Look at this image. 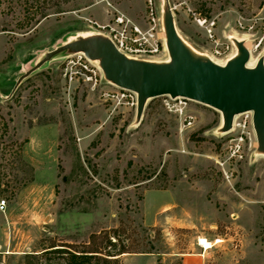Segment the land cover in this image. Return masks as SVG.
<instances>
[{"label":"rangeland","instance_id":"obj_1","mask_svg":"<svg viewBox=\"0 0 264 264\" xmlns=\"http://www.w3.org/2000/svg\"><path fill=\"white\" fill-rule=\"evenodd\" d=\"M151 1L161 17L167 1L195 54L223 63L231 48L212 53L234 37L264 56V0ZM147 5L0 0V264L44 263L53 244L119 264H264V152L249 120L238 116L225 133L216 110L188 100V126L167 96L147 100L137 118L125 100L106 99L109 83L70 82L69 51L25 75L111 12L144 25ZM197 17L215 21L218 43ZM197 237L212 242L203 255Z\"/></svg>","mask_w":264,"mask_h":264},{"label":"water","instance_id":"obj_2","mask_svg":"<svg viewBox=\"0 0 264 264\" xmlns=\"http://www.w3.org/2000/svg\"><path fill=\"white\" fill-rule=\"evenodd\" d=\"M163 25L170 58L167 62L128 58L103 34L90 33L47 52L25 75L61 52H82L96 61L108 82L137 92V118L142 116L147 100L158 96L186 98L221 112L223 132L231 129L236 114L252 111L258 150L264 152V58L247 66L250 52L237 39H233L236 54L224 64L195 54L178 34L167 1Z\"/></svg>","mask_w":264,"mask_h":264},{"label":"built area","instance_id":"obj_3","mask_svg":"<svg viewBox=\"0 0 264 264\" xmlns=\"http://www.w3.org/2000/svg\"><path fill=\"white\" fill-rule=\"evenodd\" d=\"M196 22L199 26L203 27L209 40L213 41L214 43H218L214 33V20L209 21L206 18L197 17ZM92 25H95L94 27L92 26L94 29L93 33H101L106 36L113 43L116 49L127 57L141 60H153L151 59L152 57L162 53L167 56L164 38L161 35L163 31L162 17L156 14L151 0H148L144 25L132 21L129 17L122 13L115 12H111L109 18L104 23H98L94 21L92 22ZM229 48L233 50V54L236 52V47L233 41H231L225 46L223 50L219 48L214 49L212 54L213 56H223V54ZM208 57L214 62H217L211 56ZM259 57L264 58V56ZM63 71L64 76H67L70 82H82L92 87H96L98 84L102 83V81L109 83L114 88V90L105 91L103 93L106 99L112 100L113 98H116L125 100L127 104L136 108L135 92L130 89L117 87L108 82L104 78L103 72L96 61L87 58L84 53L76 52L67 56L64 62ZM167 97L169 98V101L167 102L168 105H170L169 103L172 102V106L182 119L183 123H186L188 126L191 125L194 120V116L184 112V107L189 99L182 97ZM176 101H178V105ZM238 116L244 117V124L246 120H249L251 124L250 112L245 111ZM238 116H235L230 130H233L234 127L239 125V123L236 122ZM240 148L241 146L239 143L235 144L234 152L239 154ZM5 207L6 200L1 199L0 210H3ZM205 239L206 238L203 237H197L196 240V245L201 247L203 250L206 249L203 245V241Z\"/></svg>","mask_w":264,"mask_h":264},{"label":"trees","instance_id":"obj_4","mask_svg":"<svg viewBox=\"0 0 264 264\" xmlns=\"http://www.w3.org/2000/svg\"><path fill=\"white\" fill-rule=\"evenodd\" d=\"M42 251L44 263L38 264H119L114 254L74 250L65 244H53ZM123 252V251H122Z\"/></svg>","mask_w":264,"mask_h":264},{"label":"bare ground","instance_id":"obj_5","mask_svg":"<svg viewBox=\"0 0 264 264\" xmlns=\"http://www.w3.org/2000/svg\"><path fill=\"white\" fill-rule=\"evenodd\" d=\"M162 26H163V31H162L161 35H162V37L164 38V45H165V50H166V52H167V59H165V60H163V61H156V60H146V61H152V62H167V61L170 60V58H169V54H168L167 45H166L165 30H164V25H163V16H162ZM84 35H87V34H84ZM233 39H234V37H233ZM237 40L242 41L243 44H244V46H245L248 50L250 49V42H249L248 40H246V41H245V39H237ZM234 45H235V44H234ZM235 47H236V46H235ZM236 52H237V48H236ZM236 52H235L232 56L226 58L225 61H224L223 63H218V62H217V63H218V64H224L227 60H229L230 58H232V57L236 54ZM249 52H250V51H249ZM126 57H127V56H126ZM128 58H131V57H128ZM132 59H134V58H132ZM139 60H141V59H139ZM257 60H258V58H257V59H254L253 53L251 52V53H250L249 61L247 62V66H249V67L254 66L255 63L257 62ZM111 84H112V83H111ZM113 85H115V84H113ZM115 86H117V85H115ZM117 87H119V86H117ZM121 88H123V87H121ZM126 89H127V88H126ZM132 91H133V90H132ZM134 92H135V91H134ZM135 94H136V106H137V96H138V94H137V92H135ZM195 102H196V101H195ZM135 109H136V108H135ZM212 109H213V108H212ZM214 110H215V109H214ZM217 112L220 114V117H221V127H222V125H223V118H222L221 112H219V111H217ZM246 112H250V113H251V127H252V130H253V134L255 135L256 146H258V142H257V138H256V133H255V130H254V127H253V122H252V116H253V113H252V111H246ZM142 113H143V112H142ZM239 114H241V113H239ZM239 114H236L235 116H238ZM235 116L233 117V120H234ZM233 120H232V122H233ZM203 245H204V247L206 248V249H205V251H206L207 249H209V248L212 247V242H210V241H208L207 239H205V240L203 241Z\"/></svg>","mask_w":264,"mask_h":264},{"label":"crops","instance_id":"obj_6","mask_svg":"<svg viewBox=\"0 0 264 264\" xmlns=\"http://www.w3.org/2000/svg\"><path fill=\"white\" fill-rule=\"evenodd\" d=\"M206 252V251H205ZM204 254V250H203V253L201 254V255H203ZM183 264H189L188 262H187V260H183Z\"/></svg>","mask_w":264,"mask_h":264}]
</instances>
